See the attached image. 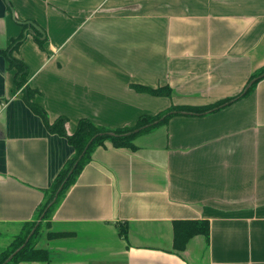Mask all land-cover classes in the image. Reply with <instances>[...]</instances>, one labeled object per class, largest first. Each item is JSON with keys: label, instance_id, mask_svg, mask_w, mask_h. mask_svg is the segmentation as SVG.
<instances>
[{"label": "crops", "instance_id": "1", "mask_svg": "<svg viewBox=\"0 0 264 264\" xmlns=\"http://www.w3.org/2000/svg\"><path fill=\"white\" fill-rule=\"evenodd\" d=\"M23 31L12 55L26 66L24 85L50 122L66 119L67 134L82 118L112 129L213 104L264 65V0H0V49ZM15 73L0 54V253L39 223L44 193L74 155L24 102ZM133 144L94 148L33 240L49 259L17 264H264V77ZM177 220H206L208 236L176 249Z\"/></svg>", "mask_w": 264, "mask_h": 264}, {"label": "trees", "instance_id": "2", "mask_svg": "<svg viewBox=\"0 0 264 264\" xmlns=\"http://www.w3.org/2000/svg\"><path fill=\"white\" fill-rule=\"evenodd\" d=\"M22 26L23 30L27 28V24H23ZM24 37L25 33L23 31L17 38L12 39L5 48L0 49V54H2L5 58L6 68L15 69V85L17 88L21 89L24 102L35 114L42 118L44 124L50 132L56 133L66 138L68 144L74 149V155L72 158L66 161L64 167L56 175L51 187L44 193V200L38 208L37 217H41L39 223L36 225V221L34 220L27 224L22 232L15 237L11 245L0 253V264H17L19 261L25 260L46 261L49 259L48 252L43 249L35 248L33 245V240L38 234L41 221L44 218L49 217L51 211L58 203L61 195L75 181V178L80 170L89 161L90 155L95 147L104 145L105 141H110L114 147L134 149L135 146L133 144V139L136 135L147 132L159 124L166 123L172 115L180 113L201 115L210 111L212 112L213 110H217L247 95L255 83L264 77L263 66L250 76L247 84L248 87L243 92H240L233 97L221 99L214 104L204 106H171L155 115L142 114L131 126H122L112 129L99 126L88 119L82 118L78 120L74 132L72 134H67L64 128L66 119L64 117H58L53 122H50L44 109L33 101L34 96L37 93L36 90L32 89L28 85H24L26 83L27 77L26 66L12 55L13 51L17 49ZM33 38L35 42L40 47H42L44 40L41 39L40 31L34 29ZM132 87L138 92H144L154 96L170 97L172 93V90L168 85L159 86L157 88L141 85ZM89 140H91L90 143L80 157ZM60 186L61 189L55 197L56 191ZM53 199L54 201L52 202ZM33 227H35L34 231L25 242L30 230ZM173 230V245L176 249L181 250L193 235L203 234L207 237L209 233V226L206 220H177L173 223ZM119 233L124 239H126V224L119 226ZM64 235L66 234H49L48 236L59 237ZM9 256L11 257L5 262Z\"/></svg>", "mask_w": 264, "mask_h": 264}, {"label": "water", "instance_id": "3", "mask_svg": "<svg viewBox=\"0 0 264 264\" xmlns=\"http://www.w3.org/2000/svg\"><path fill=\"white\" fill-rule=\"evenodd\" d=\"M6 2H7V0H5ZM10 7V6H9ZM10 9H11V11H13V9H12V7H10ZM37 27V26H36ZM38 28V27H37ZM90 141L91 140H89V142L87 143V145L85 146V148H84V150L82 151V153H81V155H80V157L82 156V154L84 153V151L86 150V148H87V146H88V144L90 143ZM72 171V170H71ZM61 189V186L58 188V190L56 191V194H55V197H56V195H57V193L59 192V190ZM55 199V198H54ZM54 199L52 200V202L54 201ZM32 231L33 230H31V232L30 233H32ZM30 235L31 234H29L28 236H27V238H26V240H25V242L27 241V239L30 237ZM24 242V243H25ZM7 261V260H6Z\"/></svg>", "mask_w": 264, "mask_h": 264}, {"label": "rangeland", "instance_id": "4", "mask_svg": "<svg viewBox=\"0 0 264 264\" xmlns=\"http://www.w3.org/2000/svg\"><path fill=\"white\" fill-rule=\"evenodd\" d=\"M263 66H264V65H263ZM263 66H261V67H263ZM261 67H260V68H261ZM238 94H239V93H238ZM236 95H237V94H236ZM232 97H233V96H232ZM216 102H217V101H216ZM214 103H215V102H214ZM214 103H213V104H214Z\"/></svg>", "mask_w": 264, "mask_h": 264}]
</instances>
